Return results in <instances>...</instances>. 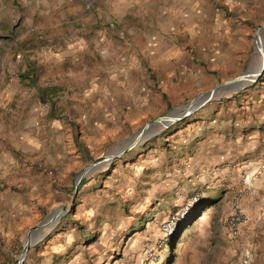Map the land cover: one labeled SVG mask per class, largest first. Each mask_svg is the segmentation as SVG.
<instances>
[{"label":"rangeland","instance_id":"1","mask_svg":"<svg viewBox=\"0 0 264 264\" xmlns=\"http://www.w3.org/2000/svg\"><path fill=\"white\" fill-rule=\"evenodd\" d=\"M203 2L208 26L220 19L244 27L248 42L203 47L198 59L195 49L179 51L187 54L179 61L182 67L172 60L175 69L181 67L180 76H171V85L156 83V96L146 98L138 87L146 79L155 85L157 70L137 75L146 51L134 44L150 20L154 30L166 27L170 18L103 17L96 26L90 4L81 23L63 19L58 26L34 29L33 19L20 17L18 32L13 29L0 49V264H16L27 232L55 209L70 212L43 230L21 264H240L246 249L249 264H264V187L259 188L264 139L244 158L232 160L229 153L227 161H211L208 169L189 163L181 144L208 134L212 139L215 129L230 143L238 137L239 122L248 130L261 126V137L264 71L253 85L224 94L168 128L153 129L130 156L86 176L72 202L75 176L88 164L118 149L148 122L259 68L260 43L255 42L264 25V0ZM188 59L193 67H186ZM28 67L29 79L21 80ZM214 120L225 129L209 127ZM150 147L156 150L142 157L136 152ZM143 164L147 171L136 174ZM245 173L255 174L252 194L243 201L248 222L239 238L230 239L226 220L232 190Z\"/></svg>","mask_w":264,"mask_h":264},{"label":"crops","instance_id":"2","mask_svg":"<svg viewBox=\"0 0 264 264\" xmlns=\"http://www.w3.org/2000/svg\"><path fill=\"white\" fill-rule=\"evenodd\" d=\"M165 1L179 2L184 4V6H180L178 10V4H175V6L171 4L168 7L151 5L153 2L160 3ZM202 3H204L203 0H0V49L3 48L2 42L9 39V34L13 33V29L18 32L20 17L33 19L31 25H33L34 29L45 26H58L60 20L63 19L65 22L67 19H75L81 23L85 14H87L85 13V6L89 4L91 5L90 17L94 18L92 24L96 26L103 17L108 19L112 17L170 18L171 21L166 27H156L154 30L152 29L153 21L150 20L151 24H146L149 26L148 29L145 33H140L139 40L134 44L137 49L146 51V56L141 59L144 61V66L137 69V75L140 78H144L146 75L143 73L144 70H147L148 74L151 73L152 75V70H157L154 79L155 85L152 81L150 82V80L146 79L145 82L140 84L138 90L145 98L148 96L155 97L154 90L157 88L156 83L158 86L164 83L171 85L169 82L171 76L173 77L176 74L180 76L182 65H180L179 61L185 58L187 54L179 51L195 49V55L198 59L201 54L198 51L203 49V47L206 50H213L225 47H237L241 43L248 42L250 31L244 27H231L228 25V22L220 19L218 22L214 24L210 23L208 26V20H211V18L209 17V11L201 5ZM179 19H182L181 23L177 22ZM171 50L177 51L176 55H170L168 52H171ZM157 51L160 52L157 53ZM174 58L177 59L174 64H179L181 67L177 69L173 67L172 60ZM137 61L138 59L135 60V62ZM185 65L186 67H193V62H190L188 59ZM165 66H168L167 71L163 69ZM128 76L129 73L125 72V82L128 81ZM114 78V76L109 77L110 80H114ZM114 84H117L116 81ZM145 90H147L146 93ZM117 100L121 101L119 98ZM138 106L144 107L143 102L141 101ZM238 124L240 126L238 137L230 143H224L225 134L222 131L216 132L217 129L214 130L215 134L211 135L212 139L208 138L210 134L207 135V138L196 139L195 137L194 139H183L181 141L183 142L181 144L185 145L182 148L183 154L187 155L189 163H193L195 166L198 162L202 165L203 169H208L211 161H227L229 153L233 156L232 160H237L238 157L244 158V153L248 152L251 147L254 149L256 145H259V138L264 139V132L259 137L261 126H252L248 130L247 128H243L242 122ZM208 126L211 128L223 126L225 129L224 123H217L215 120L211 121ZM215 137L218 139H215ZM237 140L240 141L237 143ZM176 146L179 148L178 145ZM155 150L153 147H150L149 150L141 149L136 152H140L139 156L142 157L146 154L144 152L150 153ZM133 151L134 148L125 153V155L130 156ZM160 153L158 156L162 157L163 153L161 151ZM12 165H14V161ZM145 166L146 164L140 165V169H135L134 172L141 175L144 171H147ZM193 168L192 166L191 172ZM259 183L261 184L259 188L262 189L264 181H259ZM259 188L258 191H260ZM229 238L234 239L230 234ZM242 252L240 253V259Z\"/></svg>","mask_w":264,"mask_h":264},{"label":"water","instance_id":"3","mask_svg":"<svg viewBox=\"0 0 264 264\" xmlns=\"http://www.w3.org/2000/svg\"><path fill=\"white\" fill-rule=\"evenodd\" d=\"M261 40L264 42V25L260 26L257 30L255 45L257 42H261ZM261 57L262 62L256 71L247 70L239 77L219 84L209 92L201 93L195 96L188 105L168 111L165 116L148 122L118 149L113 152L107 153L104 157L93 161L82 170H80L75 176L72 202L75 200L78 194L81 181L86 176L93 173L94 171L100 170L105 163H111L115 159L120 158L126 152L133 149L135 146L141 144L143 139H145V137L150 134L153 129H156L158 127L168 128L173 123L187 118L188 116L199 110L201 107H203L205 104L223 96L224 94L228 92H239L245 87L251 86L256 83L264 71V51L261 54ZM69 212L70 209H55L51 211L36 227L30 229L26 234L22 255L18 260H16L15 263L21 264L28 249L44 237V235L42 234L43 230L55 226L56 223Z\"/></svg>","mask_w":264,"mask_h":264},{"label":"built area","instance_id":"4","mask_svg":"<svg viewBox=\"0 0 264 264\" xmlns=\"http://www.w3.org/2000/svg\"><path fill=\"white\" fill-rule=\"evenodd\" d=\"M255 174H243L240 179L238 189L232 190V199L226 225L230 236L234 239L241 236L245 224L248 222V216L243 208V201L252 194V187ZM196 201V199H194ZM188 209V208H187ZM165 231L171 233L170 225L165 227ZM251 253L249 250H243L240 264H249Z\"/></svg>","mask_w":264,"mask_h":264},{"label":"trees","instance_id":"5","mask_svg":"<svg viewBox=\"0 0 264 264\" xmlns=\"http://www.w3.org/2000/svg\"><path fill=\"white\" fill-rule=\"evenodd\" d=\"M31 70H32V69H31L30 67H28V68H27V72L22 73V74L20 75V79H21V80H27V79H29V72H30ZM260 80H261V79H259V81H260ZM38 92L43 93V90L38 89ZM163 98H165L164 95H163ZM84 182H85V179H83V180L81 181V183H80V187H82V185L84 184Z\"/></svg>","mask_w":264,"mask_h":264},{"label":"bare ground","instance_id":"6","mask_svg":"<svg viewBox=\"0 0 264 264\" xmlns=\"http://www.w3.org/2000/svg\"><path fill=\"white\" fill-rule=\"evenodd\" d=\"M259 47H258V50H257V55H261L262 53H263V51H264V42L261 40V42L259 41ZM256 53V52H255ZM256 55V56H257ZM254 56H255V54H254ZM255 60V59H254ZM262 61V60H261ZM158 128H162V127H158Z\"/></svg>","mask_w":264,"mask_h":264}]
</instances>
